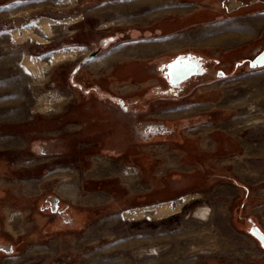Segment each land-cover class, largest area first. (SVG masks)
I'll use <instances>...</instances> for the list:
<instances>
[{
	"label": "crops",
	"instance_id": "obj_1",
	"mask_svg": "<svg viewBox=\"0 0 264 264\" xmlns=\"http://www.w3.org/2000/svg\"><path fill=\"white\" fill-rule=\"evenodd\" d=\"M165 1L155 0L153 1L155 4L147 2L142 5V2L138 3L136 0L122 6L120 14H116L123 19L126 18L127 21L124 25L118 26L129 29L131 42L144 43L121 47L111 53L109 51L110 54L106 53V55L111 57L110 60L102 59L98 67L92 66L95 61L93 60L85 65L84 69L92 73L96 68L123 60L124 55H126L125 59L147 60L159 54L175 52L179 50L176 48L182 45L198 48L197 40L206 41L209 38L214 41L210 43L208 40L207 45H222L228 48L224 51H228L258 37V29L264 25V23L258 24L264 12L259 15L254 12L256 14L253 13L251 16V12L247 10L264 4V0H183L184 3H179V6L173 7L172 10L168 8L172 12L166 10L168 6H165ZM220 3L227 8L226 13H220ZM59 6L62 8L64 5ZM154 6L159 10L154 9ZM140 9L144 12L139 14ZM150 13L159 17L151 22L143 21L142 17ZM84 14H86L85 10ZM226 16L229 17L228 19L240 22L235 25L207 27ZM244 16L251 18L244 19ZM80 29L85 30L82 27ZM188 29H193L189 33H193L192 36H181ZM210 29L211 31L208 32L207 30ZM240 36L247 38L232 45L217 42L221 38L235 39ZM171 39L183 43L171 48L162 47L164 41ZM191 42L194 43L187 45ZM207 45L206 48L212 49ZM256 85H260L262 89L264 83L258 82ZM113 89L116 90L117 87ZM74 96L76 97L75 94ZM195 96L197 97L194 100L192 99L195 97L192 96L191 99L186 98L176 105L165 104L157 110L144 111L136 108L130 115L117 106L107 102L109 105L102 103L104 99L100 103L94 101L84 103L83 108L88 107L91 118L89 124L84 125L82 135L87 134L93 139L78 138V142L83 143L80 144L79 149L86 158L79 164H67L59 160L62 157H72L76 150L71 151L67 148L65 152L60 151L59 140L55 139L57 134L55 130L64 123V120L58 121L56 126L52 117L65 110L68 114L63 118L67 119L69 115L74 117L75 113L79 112V105L84 101L70 109H60L52 114L35 116L30 121L0 119V197L4 196V191L11 190L24 200L43 199L46 195L53 196L57 200L66 202L72 209L71 220L77 226L79 218H88V215L94 213L92 208L107 203L106 183L115 184L113 186L115 189L121 186L125 191L124 196L135 200L129 207L118 209L116 211L118 214L131 212L139 216L146 212L149 221H155L160 230H166L165 227L171 225L172 218L177 215L186 219L182 223L191 226H193L192 221L196 224L203 218L206 219L208 210L211 211V217L217 215L221 207L217 198L219 195H226L229 189H237L235 197L240 194L238 190H241L244 206L250 200V204L253 202L255 205L253 211L262 213L264 114L258 118L261 120L258 126L247 127L243 132H230L224 128V124L237 123V117L234 116L232 109L221 105H215L210 109L197 108L200 103H205V100L198 94ZM100 108H104L106 112L101 115L95 114L94 112ZM21 109L22 106L18 105L17 111ZM96 120L100 125L101 131L97 133L100 137H94L92 134L98 128L93 126ZM94 142L99 144L98 149L86 152L84 146ZM121 193L116 195L120 197ZM156 193L164 199L155 197ZM152 194L155 197L152 202H148L149 204L145 206L137 205L141 198L146 196L150 198ZM235 197L230 198L232 199L229 201L230 204L235 203ZM151 208L152 211H146ZM196 210L198 211L192 214ZM4 211L9 214V204L4 207ZM19 212L13 210L10 214ZM52 223H56V228L59 229V220H54ZM231 224L234 230L245 229L240 225L238 227L233 219ZM189 230H197L196 225ZM195 232L191 234L188 230L185 231L191 234L187 237L190 245H196L194 241L201 237V235L197 237L200 228ZM183 235L180 232L179 236ZM145 241L143 253L148 257L160 256L163 247L172 245L170 237L155 238L154 242L150 239ZM153 247L158 249V254H149L148 250ZM177 255L180 257L175 260L184 264H244L250 259H236L221 252L188 251V248L180 250Z\"/></svg>",
	"mask_w": 264,
	"mask_h": 264
},
{
	"label": "rangeland",
	"instance_id": "obj_2",
	"mask_svg": "<svg viewBox=\"0 0 264 264\" xmlns=\"http://www.w3.org/2000/svg\"><path fill=\"white\" fill-rule=\"evenodd\" d=\"M135 1L0 0V119L30 121L35 116L48 115L65 109L70 104L69 101H72L70 95L75 94L68 91L70 87L66 81L79 61L91 51L98 50L101 55L92 63V66L98 67L102 59L110 60L111 57L108 55L114 50L144 43L131 42L129 29L118 26L124 25L127 21L126 18L117 15L120 14L121 7ZM153 1L155 0H138V3L142 2L144 5ZM165 3V6H168L166 10L170 11L168 8L172 10L173 7L184 2L166 0ZM59 5L64 6L61 8ZM219 10L220 13H226L227 8L220 3ZM247 10L251 12V16L254 12L259 15L264 12V4ZM138 12L140 14L144 11L140 9ZM251 16L243 18H251ZM157 17L159 16L150 13L144 15L142 19L151 22ZM228 18L226 16L207 27L235 25L240 22ZM81 27L85 30L82 31ZM192 30L188 29L183 35L182 33L179 35L191 37L193 33H189ZM258 30L259 36L252 38L249 45L230 54H224V49L228 48L222 45H207L208 40L213 43L212 38H207L206 41L197 40L199 49L210 50V53L218 59L217 67L225 73V76H219L211 85L206 84L191 90L188 97L191 99L193 96L195 98L192 100H194L197 97L195 95L198 94L205 100V103H200L197 108L210 109L215 105H221L232 109L234 116L237 117V123L224 124V128L230 132H243L247 127L258 126L261 122L258 118L264 114V86L261 89L260 85H256L258 82L264 83V67L251 68L245 63L240 69H236V62L253 58L258 49L264 46V25ZM109 36L113 38H110L111 42L104 47L102 40ZM243 37L247 38V36ZM241 38L242 36L233 40L238 41ZM205 45L212 49L206 48ZM186 47L182 45L176 48L179 50L171 52V56L185 50ZM123 57L126 58V55ZM111 64L96 68L92 73L97 76L102 73L108 75L110 71H107V66ZM140 72L139 77L132 76V72L124 68L118 77L120 81L114 83L112 87L116 86V90L122 91L123 95L138 87V94L142 96L149 90L148 86L142 84L149 82L146 81L148 71ZM153 76L154 79L151 80L156 81L158 74L155 73ZM131 77L137 78L140 83H131L133 82ZM102 84L106 86L105 81ZM18 105L22 106L21 111H17ZM155 105H158L155 110L159 109L157 102ZM105 186V193L108 194L106 204L92 208L94 213L88 215V218H79L78 226L69 222L68 218L61 219L59 229L56 228V223H52L56 218L52 215L54 209L50 212V209L44 205L43 199L24 200L13 190L4 191V196L0 197V264H184L175 258L178 259L180 256L177 253L186 248L188 251L221 252L236 259L250 258L245 264H264V248L249 233V226L254 224L264 230V208L260 214L254 212L255 205L253 202L250 204V200L244 206L241 190H238L240 194L236 197L237 189H229L226 194L229 196L219 195L217 202L221 207L218 214L213 217L208 210L206 219L201 217L203 221H198L196 224L192 221L193 226H191L182 223L186 219L177 215L172 218L171 225L165 227L166 230H160L155 221H149L146 212L139 216L131 212L118 214L116 212L118 209L129 207L135 200L125 197V191L121 186L116 189L113 188L115 184L106 183ZM119 191L122 192L120 197L116 195L120 193ZM154 195L162 198L157 193ZM151 196L141 198L137 205L149 204L148 202L155 199L153 194ZM231 197H235L236 200L233 204L229 203ZM8 204L10 212L19 210L21 213H11L12 215L10 212L5 213L4 207ZM152 210V208L146 209V211ZM216 217L219 218L217 222L214 221ZM232 219L238 227L240 225L245 229L242 231L232 229ZM195 225L197 230L200 228L197 237L199 235L201 237L194 241L196 245H190L187 237L193 232L196 233L197 230H189ZM187 230L191 234L185 233ZM180 232L184 235L179 236ZM162 237H170L172 245L163 247L160 256L148 257L143 253L146 246L143 244L146 242L145 239L154 242L155 238ZM155 251H157L153 252L155 255L159 253L157 248Z\"/></svg>",
	"mask_w": 264,
	"mask_h": 264
},
{
	"label": "flooded vegetation",
	"instance_id": "obj_3",
	"mask_svg": "<svg viewBox=\"0 0 264 264\" xmlns=\"http://www.w3.org/2000/svg\"><path fill=\"white\" fill-rule=\"evenodd\" d=\"M113 37L109 36L104 38L102 40V45L104 47L105 45H108L111 42L110 38ZM249 42H246L245 44L240 45L235 49L228 50L227 52L224 51V54L233 53L234 51L246 45H249ZM263 47L264 46H262V48ZM186 49L183 51L176 52L175 54H173V56H171L172 54L170 52L156 55L147 60H139L135 58L120 60L114 62L111 67L107 69V71H110L108 75L102 73L100 76H97L94 73L84 70V66L90 63L91 61L95 60L99 55H101V52H99L98 50L91 51L90 54L95 53L94 58L87 59L90 55L88 54L81 61H79L77 65L72 69L70 76L66 81V83H68L70 87L68 91H72L73 93H75L76 97L74 96V94L70 95L72 101H69L70 104L67 105L65 109H70L75 105H79V103H81L82 101L84 102L79 105V112L78 114L76 112L74 117L69 115L67 119L65 117L63 118V116L68 114L67 110L55 114L52 117L53 123L56 126L58 121L64 120V123L59 125L58 129L55 130L57 133L55 139L59 140V146L61 148L60 151L65 152L67 148H69L71 151L73 149L76 150L75 153L72 154V157H62L59 160L67 164H79L82 162V160L86 159L85 156H82V153L79 149L80 144L83 143L82 141L78 142V138L86 137L85 139L89 140L93 138L88 137L87 134H85L84 136L82 135V133L84 132V125L89 124L91 118L88 107L86 109L83 108L84 103L88 104L90 101L100 103V101L104 99V102L102 101V103H105L106 105L111 104L113 106H117L123 109L125 113H128L130 115L134 113V110L136 108L144 111L153 110L158 107V105H155L156 102L159 104L160 107L165 104L176 105L180 101L189 98V95L187 94L191 93V90H195L198 87H201L206 84L211 85L215 83L219 78L218 73L220 71V68L217 67L218 59L210 53V50H202L195 47H186ZM180 55L199 60L202 63L201 67L203 72L198 75H192L190 78H187L178 85L172 86L168 81V78L166 77V71L168 69V65ZM253 58H247L243 59L241 62H236V69H240V66H244L245 63L249 65V61ZM124 68L131 71L132 76H138L139 72L143 70L148 71V80L146 81H148L149 83L146 84L143 82L142 84V86H148L147 88H149V90L145 94L140 96L137 91L138 87L134 88L130 92H127L125 95H123L122 91L119 92L113 89V84L118 83L117 81H120L118 77L122 74ZM140 73L143 74V72ZM155 73L158 74V78L156 81L151 80L154 79L152 77H154L153 75H155ZM103 81H105L106 86L102 84ZM131 81H133L131 82L133 84L140 83L138 82L139 80H137V78L135 79L131 77ZM106 102L109 104H107ZM102 103L101 106L105 108ZM104 108H100V110H97L94 113L97 115H101L106 112ZM95 123L96 124H94L93 126H98V128L95 130L96 132H93L92 134H94V137H100L97 135V133L101 131L99 128V122H97L96 120ZM65 129H67L68 132L65 131ZM92 144L84 146L86 152H93L98 149L99 144L97 142H94ZM42 201H44V205H46V208L50 209V212H52V209H54L52 215H55L56 218H59H55V220H59V222L61 223V219L65 220L68 218L67 220H69V222H73L71 220V213L73 211L72 209H70L67 203L63 202L62 200H57L56 198L50 195L44 196ZM250 227L251 226H249V229Z\"/></svg>",
	"mask_w": 264,
	"mask_h": 264
},
{
	"label": "water",
	"instance_id": "obj_4",
	"mask_svg": "<svg viewBox=\"0 0 264 264\" xmlns=\"http://www.w3.org/2000/svg\"><path fill=\"white\" fill-rule=\"evenodd\" d=\"M261 56H264V47L258 49V53L254 56L253 59H251L249 61V66L251 68L264 67V65H262V64H260L258 62V58L261 57ZM94 57H95V53H92V54H90L88 56L87 59H92ZM181 58L183 59V61L186 64H190L191 65V71H188V72L183 73V74H179L178 76L170 77V75H169L170 70H169V67H168V69L166 71V77L168 78V81L170 82V84L172 86L178 85L179 83L183 82L187 78H190L192 75H198V74H201L203 72L202 67H201L202 63L199 60L194 59V58H189V57L183 56V55H180L179 57H177L169 65H172L174 62H176L178 59H181ZM218 76H225V73L220 70L219 73H218ZM249 233L255 239H257L260 242L261 246L264 248V240H262L260 238L261 236H264V230L260 226L254 224V225H252L250 227ZM254 233H256V234H254Z\"/></svg>",
	"mask_w": 264,
	"mask_h": 264
},
{
	"label": "snow or ice",
	"instance_id": "obj_5",
	"mask_svg": "<svg viewBox=\"0 0 264 264\" xmlns=\"http://www.w3.org/2000/svg\"><path fill=\"white\" fill-rule=\"evenodd\" d=\"M258 62L264 65V56L259 57ZM168 67L170 70L169 72L170 77L178 76L179 74H183L188 71H191V65L186 64L182 58L178 59L176 62H174L172 65H169ZM260 238L264 240V236H261Z\"/></svg>",
	"mask_w": 264,
	"mask_h": 264
},
{
	"label": "bare ground",
	"instance_id": "obj_6",
	"mask_svg": "<svg viewBox=\"0 0 264 264\" xmlns=\"http://www.w3.org/2000/svg\"><path fill=\"white\" fill-rule=\"evenodd\" d=\"M182 9V8H181ZM180 10V9H179ZM183 11V10H182ZM252 22H254V21H252ZM264 23V16H262L261 18H259V20H258V24L259 25H261V24H263ZM223 28H225V29H228V27H223ZM220 30V29H219ZM222 30H224V29H222ZM208 32H210L211 31V29L210 30H207ZM228 33V32H227ZM231 34V33H230ZM253 34V33H252ZM245 38L246 37H242L241 39H239V40H245ZM238 40V41H239ZM237 40H233V38H231V37H226V38H221V39H219L217 42L218 43H224V44H227V45H231V44H234V43H236V42H238ZM165 43H163V45H162V47H164V48H171V47H173V46H176V45H179L181 42H177V41H175L174 39H173V41H172V39L171 40H169V41H164ZM158 45V44H157ZM160 45V44H159ZM158 47V46H157ZM159 48V47H158ZM161 49V48H160ZM129 50V49H128ZM156 250V249H155ZM157 252V251H156Z\"/></svg>",
	"mask_w": 264,
	"mask_h": 264
},
{
	"label": "built area",
	"instance_id": "obj_7",
	"mask_svg": "<svg viewBox=\"0 0 264 264\" xmlns=\"http://www.w3.org/2000/svg\"><path fill=\"white\" fill-rule=\"evenodd\" d=\"M156 247H153V248H150V250L148 251L151 255H153L154 253L153 252H156L155 251ZM147 252V251H146Z\"/></svg>",
	"mask_w": 264,
	"mask_h": 264
}]
</instances>
